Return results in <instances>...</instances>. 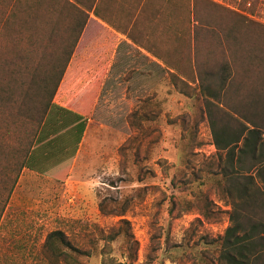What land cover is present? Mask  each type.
I'll return each mask as SVG.
<instances>
[{
    "label": "rangeland",
    "instance_id": "1",
    "mask_svg": "<svg viewBox=\"0 0 264 264\" xmlns=\"http://www.w3.org/2000/svg\"><path fill=\"white\" fill-rule=\"evenodd\" d=\"M130 1L115 0L120 15L110 19L135 45L119 41L114 64H101L98 58L110 57L118 40L105 33L106 40L96 41L94 23H88L69 72L86 78L75 85L88 84L87 92H80L90 99L81 103L79 93L59 88L53 99L86 118L75 157L62 182L22 169L0 219V264H62L43 245L53 229L63 230L91 254L84 262L102 264L108 256L113 263L124 262L127 250L121 238L101 250V235L121 218L128 220L137 241L134 264H205L202 257L213 249L206 240L222 235L229 225V201L218 191L216 177L208 176L222 151L214 145L189 56L202 59L230 28L260 50L264 0H143L141 5ZM193 2L201 25L207 24L198 31L194 52L182 32ZM48 11L41 8L38 14L55 19V12ZM239 15L256 23H242ZM39 28L36 23L27 30L5 29L0 64L19 63L14 65L16 74L26 76L25 58L35 66L46 61L52 48L47 47L42 57L48 41L40 42ZM101 42L107 43L101 48ZM140 47L167 63L152 61ZM167 64L177 66L179 75L185 73L187 82L171 75ZM262 64L254 62L264 71ZM250 70L252 66L245 65L234 80L245 95L255 77L247 76ZM258 78L264 90V75ZM23 89L17 86L11 92L20 97ZM230 97L228 92L227 107L236 98ZM103 197L110 199L109 206L126 207L124 215H102L98 203ZM207 203L211 213L205 216Z\"/></svg>",
    "mask_w": 264,
    "mask_h": 264
},
{
    "label": "trees",
    "instance_id": "2",
    "mask_svg": "<svg viewBox=\"0 0 264 264\" xmlns=\"http://www.w3.org/2000/svg\"><path fill=\"white\" fill-rule=\"evenodd\" d=\"M49 1L51 9L46 0H0V38L5 29L27 30L38 23L40 42L48 41L42 57L47 47L52 48L47 50L48 59L37 66L24 59L22 69L26 76L16 74L14 65L20 66L19 63L0 64V219L23 168L48 175L58 182L65 179L85 128L83 114L53 99L89 17L88 11L97 14V6L94 0ZM190 4L182 32L189 47L194 46V52L198 31L207 24L201 25L194 2ZM41 8L55 12V19L45 12L39 15ZM239 18L242 23H256L245 15ZM29 31L35 37V30ZM232 33L230 28L219 36L216 49L208 50L202 59L189 56V65L194 69L200 95L205 101L214 145L222 151L216 168H209L208 176L216 177L218 191L230 204L229 225L222 235L206 240L213 249L208 248L211 254L202 259L205 264H264V90L258 78L264 71L254 65L255 61L257 64L262 61L264 65V41L259 50L251 47L253 43L242 40L241 34ZM167 65L172 69L171 75L187 82L185 73H177V66ZM245 65L252 66L247 76H255L249 84L251 91L246 95L234 84ZM16 85L24 88L20 97L11 92ZM232 86L236 88L234 91H231ZM228 92L232 99L234 95L236 98L227 107L224 101L228 100ZM109 200L101 198L100 213L124 215L126 207L109 206ZM205 208L204 215L208 216L211 213L208 203ZM117 238L125 243L126 260L113 263L108 256L102 264H134L137 241L124 218L101 235V250L110 247ZM43 245L56 262L90 264L84 260L91 254L61 229L48 231Z\"/></svg>",
    "mask_w": 264,
    "mask_h": 264
},
{
    "label": "crops",
    "instance_id": "3",
    "mask_svg": "<svg viewBox=\"0 0 264 264\" xmlns=\"http://www.w3.org/2000/svg\"><path fill=\"white\" fill-rule=\"evenodd\" d=\"M70 1L74 2L73 0H70ZM109 1H111V0H109ZM109 1L108 0H94V6H97V8H96L97 9V14H95L93 12V10L88 11V16L89 17L87 19V22H86L84 28L82 29V32H81V34H80V36L78 38V41H77V43H76V45L74 47V51H73V53L71 55V58H70V60L68 62L66 70H65L66 72H64L63 77H62L61 82H60L59 87H58L59 90L60 89H63V90L67 89L68 91L71 90V92H73V93H75V92L79 93L78 94V98L80 99L81 103H87L89 101V99H90L88 94L87 95H85V94L82 95V93L80 92V91L87 92L88 84L86 85V84L82 83L81 85L80 84L75 85V82H78L77 80L80 79V75L76 74V73H73V72H69V69H70L69 67H70L71 62L74 59V55L76 54V51L81 49L80 46L83 43V40H84V37H85V30L88 28V23L89 22L94 23V28H93L94 32L93 33L96 36V41L101 40V39L102 40H106V39H103L105 36L102 35V34H105V33H109L110 37L116 38L118 40V42L116 44L112 45V47H111L112 48V52L110 54V57H106V58L100 57V58H98V59H100L99 61H100L101 64L106 63V64H109V65H112V64H114V62L116 60H118V44H119V41L125 40L127 43H131L132 45H135L132 42V40L129 37H127L128 36L127 33H124L123 30H120L119 28H117L116 26L113 25V21H112V19H110L111 16L120 15V14L118 12V6L115 3V0H113L112 4H111V2H110V4H108ZM128 1H130V0H128ZM134 1L135 0H132L130 2H132V4H133ZM142 2H143V0H139L140 5L142 4ZM78 6H80V5H78ZM119 11H121V10H119ZM127 14H128V11L126 12L125 15H127ZM99 42H97L95 46H97ZM106 43L107 42H101L100 43L101 48H102L103 44H106ZM95 48H97V47H95ZM140 48H141V50L143 52H145L146 55L150 56L149 59H151L152 61L158 63L159 65L160 64L164 65V64L167 63L166 61H163L160 58L155 57V55L154 56L151 55L144 48H142V47H140ZM106 74L107 73H105L103 78H105V76H107ZM84 80H86V78H81L79 81L82 82ZM68 82H70V83L68 84ZM75 87H77V88H75ZM68 100L69 99H67V98L65 99V101H68ZM76 104H78V103L76 102ZM77 112H78V110H77Z\"/></svg>",
    "mask_w": 264,
    "mask_h": 264
}]
</instances>
